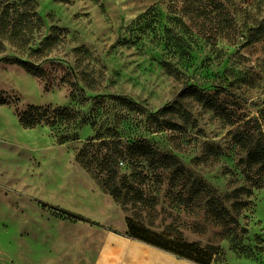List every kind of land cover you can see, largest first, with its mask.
<instances>
[{"label":"rangeland","instance_id":"rangeland-1","mask_svg":"<svg viewBox=\"0 0 264 264\" xmlns=\"http://www.w3.org/2000/svg\"><path fill=\"white\" fill-rule=\"evenodd\" d=\"M175 1L0 0V264H99L105 238L126 236L130 211L76 159L93 128L59 144L50 126L18 118L30 105L89 114L92 96L112 95L138 103L97 106L124 144L144 139L181 170H153L142 155L121 163L123 175L147 176L144 223L210 247L211 264H264V167L247 149L264 146V0ZM198 8L208 14L184 12ZM54 28L65 31L46 56ZM201 181L211 192L196 197ZM214 202L227 224L210 216Z\"/></svg>","mask_w":264,"mask_h":264},{"label":"trees","instance_id":"trees-1","mask_svg":"<svg viewBox=\"0 0 264 264\" xmlns=\"http://www.w3.org/2000/svg\"><path fill=\"white\" fill-rule=\"evenodd\" d=\"M175 4L178 5L177 0ZM178 10L179 8L176 6L175 11ZM208 10L210 11L209 8ZM197 11L199 12L198 15L208 14L206 10H199V8L184 12L193 20L195 18L194 13ZM37 21H42L39 16H37ZM15 29L16 25L13 26V31ZM56 31L65 30L54 28L53 33L45 39V46L46 44L50 45L46 56L50 55L56 46L58 41ZM37 52H43L42 48L37 50ZM14 63L19 64L33 75L40 77L45 75V70L30 60L16 58ZM78 84V81H76L75 85ZM191 93L200 96L197 88L192 89ZM92 98H94V107L89 114L79 112L74 106L44 107L30 105L26 110L18 113V118L20 123L26 128H35L42 124L50 126L55 131V138L59 144L79 140V130L86 125H90L94 130V135L89 137L83 146L79 148L76 159L97 180L100 188L105 193L112 196L125 210L130 211L126 216V236L171 252L180 258L191 260L197 264H211L214 260L215 252L210 247H202L196 242L188 241L180 231L176 230L173 232L169 229L160 232L144 223L142 207L151 203L148 193L142 187L148 181L146 180L147 176L142 171H138V166L135 167L130 176L121 173V163L126 160L136 161L139 155L149 161V166L153 170L158 171L160 168L171 169L174 167L176 171H181L178 165L171 161L170 158L159 157L160 153L158 150H155L144 139L140 138L130 144H124L118 130L119 126L108 121L107 111H101L98 108L106 109L107 104L106 102L103 103L104 100L119 102L130 110L138 107V103L120 95L92 96ZM6 103L5 93L0 90V105ZM247 149L250 161L255 165L264 167V146L250 142ZM194 190L197 191L196 197H200L198 192H211L209 184L204 181L199 182ZM43 204L48 206V204ZM51 208L62 212L70 219L98 224L83 214L65 208ZM208 212L217 222L227 224L225 213L229 215V211L224 204L211 203Z\"/></svg>","mask_w":264,"mask_h":264},{"label":"crops","instance_id":"crops-1","mask_svg":"<svg viewBox=\"0 0 264 264\" xmlns=\"http://www.w3.org/2000/svg\"><path fill=\"white\" fill-rule=\"evenodd\" d=\"M99 264H197L128 236L105 238Z\"/></svg>","mask_w":264,"mask_h":264}]
</instances>
